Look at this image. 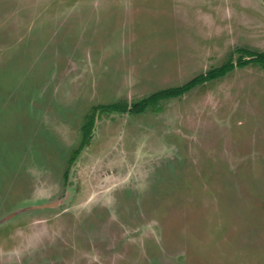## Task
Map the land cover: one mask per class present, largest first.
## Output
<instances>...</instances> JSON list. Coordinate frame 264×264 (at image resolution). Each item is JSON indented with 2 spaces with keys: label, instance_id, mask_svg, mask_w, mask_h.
<instances>
[{
  "label": "rangeland",
  "instance_id": "obj_1",
  "mask_svg": "<svg viewBox=\"0 0 264 264\" xmlns=\"http://www.w3.org/2000/svg\"><path fill=\"white\" fill-rule=\"evenodd\" d=\"M241 49L264 0H0V264H264L260 64L100 109Z\"/></svg>",
  "mask_w": 264,
  "mask_h": 264
},
{
  "label": "trees",
  "instance_id": "obj_2",
  "mask_svg": "<svg viewBox=\"0 0 264 264\" xmlns=\"http://www.w3.org/2000/svg\"><path fill=\"white\" fill-rule=\"evenodd\" d=\"M241 50L243 52V55L239 57L237 63H234L233 61H229L221 65L220 67H216L206 73L199 74L198 76L194 77L192 80H190L184 85L160 90L152 94L151 96H148L142 99L141 101L133 104L132 106H130L127 103L123 104L122 107H120L117 104H110V105L101 106L100 109L106 110V111L115 109V110H121L122 112L140 113L146 110V108L149 106L153 107L157 105L158 101H160L161 99L180 96L184 94L185 92L198 86L199 84H203L207 81L223 77L230 71H233L237 66L243 67L247 64L254 62V63L260 64L264 68V52H254V51L247 50V49H241ZM246 55L251 56L252 58L246 59ZM92 127H93V118H91L90 121H88V123L84 125L83 127L84 141H83L82 146L85 143L89 142L90 135L92 132ZM79 153H80L79 150L75 151L71 160H74V156Z\"/></svg>",
  "mask_w": 264,
  "mask_h": 264
},
{
  "label": "flooded vegetation",
  "instance_id": "obj_3",
  "mask_svg": "<svg viewBox=\"0 0 264 264\" xmlns=\"http://www.w3.org/2000/svg\"><path fill=\"white\" fill-rule=\"evenodd\" d=\"M114 104H117V105H119L120 107H122V104H119V103H114ZM101 112H102V113H113V112H117V113H127V112H122L121 110H118V111L108 110V111H106V110H102V109H101ZM94 125H95V121H93V127H92V130L94 129Z\"/></svg>",
  "mask_w": 264,
  "mask_h": 264
}]
</instances>
